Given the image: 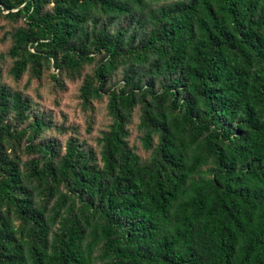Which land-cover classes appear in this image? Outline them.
Returning a JSON list of instances; mask_svg holds the SVG:
<instances>
[{
	"label": "trees",
	"instance_id": "obj_1",
	"mask_svg": "<svg viewBox=\"0 0 264 264\" xmlns=\"http://www.w3.org/2000/svg\"><path fill=\"white\" fill-rule=\"evenodd\" d=\"M0 16L22 19L15 79L93 64L80 96L112 117L99 156L36 142L51 122L0 63V264H264V0H0Z\"/></svg>",
	"mask_w": 264,
	"mask_h": 264
},
{
	"label": "rangeland",
	"instance_id": "obj_2",
	"mask_svg": "<svg viewBox=\"0 0 264 264\" xmlns=\"http://www.w3.org/2000/svg\"><path fill=\"white\" fill-rule=\"evenodd\" d=\"M22 24V19L12 20L0 16V59L2 66V81L15 89L22 90L31 99L33 111L40 112L51 122L46 127L36 142L45 140H55L57 148L61 153L65 151V144L69 137H76L78 141L87 148H93L99 156L100 144L98 138L102 130L108 128L112 117L108 111V97L104 95L95 99L91 104H84L80 96V86L85 73L93 70V64L88 65L83 73L74 78L60 76L62 82L53 79L52 73H58L53 68H45L41 77L34 76L30 70L24 73L20 79H15L9 68L13 63V58L8 55V49L12 43V30ZM121 72H118L112 83L119 84ZM140 109L136 107L133 117L129 123L130 134L128 140L137 152L148 158L151 151L145 150L138 128ZM29 154H24L23 159H28Z\"/></svg>",
	"mask_w": 264,
	"mask_h": 264
}]
</instances>
